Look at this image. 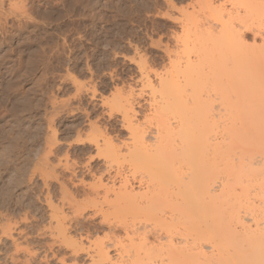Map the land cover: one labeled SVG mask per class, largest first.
Returning <instances> with one entry per match:
<instances>
[{"label":"rangeland","instance_id":"1","mask_svg":"<svg viewBox=\"0 0 264 264\" xmlns=\"http://www.w3.org/2000/svg\"><path fill=\"white\" fill-rule=\"evenodd\" d=\"M230 2L4 0L3 24L0 20V264H96L100 260L95 253L101 246L111 263L129 264L143 231L147 248L160 243L158 228L153 232L150 221L115 201L124 183L135 194L145 191L149 183L145 171L121 159L131 138L125 124L128 119L117 103L131 101L132 125L140 123L153 130L145 124L150 88L157 87V77L176 56H183L179 61L184 62L185 51H190L200 30L215 29L216 11L219 7L230 10ZM249 30L240 31L243 43L259 47L264 33L255 35ZM257 101L263 108L252 107L261 111L256 118L250 116L251 107L239 110L250 108L246 121L253 124L258 118L262 123L263 131L254 129L252 135L243 136L245 143L255 140L250 144L261 147L264 102ZM246 112L236 117L242 122ZM103 139L117 147V159L97 153L96 146ZM250 144L248 153L264 150L257 151ZM229 150L230 166L238 161L239 152L233 145ZM250 178L244 186L251 191L245 187L243 197L240 187L236 188L229 203L245 225L253 224L254 229L250 220L256 216L250 215H258V198L249 199L257 194ZM249 206L256 211L250 213ZM205 251L210 253L208 247Z\"/></svg>","mask_w":264,"mask_h":264},{"label":"bare ground","instance_id":"2","mask_svg":"<svg viewBox=\"0 0 264 264\" xmlns=\"http://www.w3.org/2000/svg\"><path fill=\"white\" fill-rule=\"evenodd\" d=\"M230 1V10L212 9L217 10V15L214 13L217 20L213 18L217 22L213 23L215 29L203 28L201 34L198 31L200 36L196 34V42L189 41L190 51L185 48L184 62L179 61L183 56H176L168 69L157 77V87L146 83L151 87V99L149 114L144 120L153 130L149 132L148 126L140 123L132 125L135 114L131 101L125 99L117 103L123 110L122 116L128 119L130 126L125 119L124 122L131 138L130 144L124 145L125 155L120 158L130 162L133 169L145 171L149 183L145 191L135 194L123 181V186L117 187L115 201L124 205L122 209L138 212L137 215L150 221L153 225L150 229L158 228L160 238L158 246L147 248L146 232L138 235L142 238H137L139 241L130 254L129 264H264V228L260 225L264 220V150L259 151L264 146L251 145L255 141L252 136L253 141L247 140L248 143L244 139L247 133L252 135L263 129L259 127L262 123L258 118L255 119L257 125L246 121L245 116L250 115L246 111L250 108L243 109V113L239 110L245 106L263 108V103L257 100L264 102V40L259 47H248L240 31L250 29L255 35L264 33V0ZM3 4L4 0H0V20ZM191 52L196 56L192 54V58ZM254 102L262 106H255ZM256 109L253 113L248 111L256 113V116L251 114V118L260 115L262 110L259 113ZM244 111L246 115L241 116L246 123L238 119V114H245ZM248 123L256 125L255 128L252 130ZM105 141L102 146L95 145L97 153L104 152L111 159H117L120 154L117 147L108 146L109 142ZM247 144L249 147L255 144L257 149L253 147L259 153H248ZM232 145L238 148L239 158L231 163L236 165L229 166ZM248 177L254 179L257 186V194L251 193L253 196L249 198H258L255 199L258 215H250L251 218L256 216L250 220L254 222V229L253 224L245 225L244 218H240L237 209L229 203L236 188L240 187L243 197L247 195L244 180ZM251 204L254 208L253 201ZM249 209L250 213L256 211H251L250 206ZM101 247L95 253L100 260L96 264H113L107 250Z\"/></svg>","mask_w":264,"mask_h":264}]
</instances>
